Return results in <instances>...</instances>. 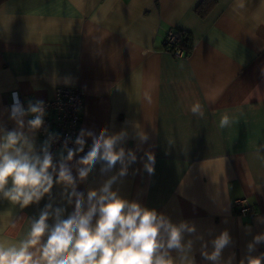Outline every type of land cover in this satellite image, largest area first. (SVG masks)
Here are the masks:
<instances>
[{
    "label": "crops",
    "instance_id": "crops-1",
    "mask_svg": "<svg viewBox=\"0 0 264 264\" xmlns=\"http://www.w3.org/2000/svg\"><path fill=\"white\" fill-rule=\"evenodd\" d=\"M200 1L6 0L0 4V125L16 127L9 119L13 91L45 99L58 86L79 87L78 134L124 129L121 146L137 156L113 190L173 223L194 224L197 233L185 240L194 241L196 264H211L202 244L227 230L232 244L222 260L234 253L232 264H240L247 244L264 233V0H214L204 16L194 10ZM169 30L188 35L185 56L165 49ZM195 103L203 118L190 111ZM225 113L231 124L221 129ZM146 152L155 156L151 175L143 167ZM100 169L97 163L77 191L86 197L120 164L106 174ZM61 193L54 185L51 202L66 209V218L74 202ZM237 198H246L253 214H237ZM49 202L45 196L21 209L0 199V242L26 238L29 218ZM206 250L212 251L210 243ZM261 254L264 243L251 253Z\"/></svg>",
    "mask_w": 264,
    "mask_h": 264
},
{
    "label": "clouds",
    "instance_id": "clouds-1",
    "mask_svg": "<svg viewBox=\"0 0 264 264\" xmlns=\"http://www.w3.org/2000/svg\"><path fill=\"white\" fill-rule=\"evenodd\" d=\"M12 98L9 119L16 127L8 130L0 125V199L21 209L38 205L45 196L50 202L41 209L38 218H29L26 238L18 243L0 242V264H196L194 241L185 240L186 234L197 233L194 224L173 223L165 214L122 197L118 189L113 190V184L126 176L129 166L137 160L133 150L121 146L128 136L126 130L109 133L102 128L96 134L81 129L74 141L70 137L65 139L56 159L51 146L59 139L58 134L49 133L39 150L35 146V133L44 125V102L29 101L25 109L18 93H13ZM190 111L194 116H204L199 103L193 104ZM28 116L31 118L25 124ZM230 124L231 119L225 113L218 126L223 129ZM136 137L141 142L148 139L138 129ZM86 138H91L92 143L85 153ZM69 142L74 147H69ZM145 156L143 167L151 175L155 156L151 152ZM97 163H101L102 174L110 172L117 163L120 169L99 188L89 189L85 197L77 191L78 182L85 181ZM54 185L62 187L61 198L67 204L74 202V210L66 218V209L54 208L51 202ZM50 219L52 224L48 223ZM196 239L203 237L196 235ZM208 243L212 245L211 252L206 250ZM261 243L264 233L255 235L247 244L249 254L240 264H245V259L247 264H264V254L251 255ZM230 244L232 238L224 230L202 244L201 255L211 264H232L234 253L227 261L222 260V252Z\"/></svg>",
    "mask_w": 264,
    "mask_h": 264
},
{
    "label": "built area",
    "instance_id": "built-area-1",
    "mask_svg": "<svg viewBox=\"0 0 264 264\" xmlns=\"http://www.w3.org/2000/svg\"><path fill=\"white\" fill-rule=\"evenodd\" d=\"M183 35L178 30H169L164 37V47L166 50L172 52L175 56H185L187 51L182 43ZM18 93L17 91L12 92ZM19 95V100L27 109L28 102H35L41 100L45 105L46 115L44 117V125L39 129L37 134V141L39 147L48 138L49 133L58 134L59 139L56 140L52 146L51 151L56 159H58V152L61 151L62 145L66 138H71L72 141L78 135V130L81 121V113L83 107V93L79 87L58 86L54 88L53 95L50 98L36 99L26 98ZM13 104V98L9 106ZM27 120L31 116L26 117ZM91 144L85 146V153L88 151ZM69 147H74V144L69 142ZM83 154V153H81ZM233 207L237 214H253L252 205L246 198H237L233 201Z\"/></svg>",
    "mask_w": 264,
    "mask_h": 264
},
{
    "label": "trees",
    "instance_id": "trees-1",
    "mask_svg": "<svg viewBox=\"0 0 264 264\" xmlns=\"http://www.w3.org/2000/svg\"><path fill=\"white\" fill-rule=\"evenodd\" d=\"M6 0H0V4H2L3 2H5ZM214 4V0H201L196 6H195V12L200 15V16H204L207 8L210 7L211 5ZM189 41V37L188 35H183L182 38V43L185 46V49L187 51V53L191 50V44L188 42Z\"/></svg>",
    "mask_w": 264,
    "mask_h": 264
}]
</instances>
